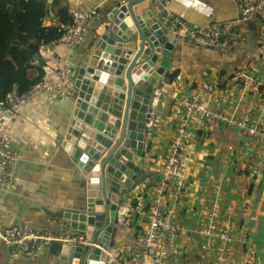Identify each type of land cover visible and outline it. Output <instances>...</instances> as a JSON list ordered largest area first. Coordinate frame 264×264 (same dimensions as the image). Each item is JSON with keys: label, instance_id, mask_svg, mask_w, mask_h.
<instances>
[{"label": "crops", "instance_id": "obj_1", "mask_svg": "<svg viewBox=\"0 0 264 264\" xmlns=\"http://www.w3.org/2000/svg\"><path fill=\"white\" fill-rule=\"evenodd\" d=\"M110 1L63 0L68 7L64 14L63 10L51 7V0H33L23 4L29 10L32 7H38L44 12L46 10L47 13H41L38 21H32V19H26L29 17L26 16L27 10L22 9L23 17L20 24L27 21L29 23L27 28H31V32L28 34L25 28L22 32L15 34L20 41L16 42L18 44L11 50L18 55L17 69L2 71L0 94L14 81L22 84L30 81L26 68V65H30L29 63L41 66L43 74L53 77H55V66L52 64L54 59L66 60L73 70L74 67L76 69L88 53L97 24L101 20L102 11L107 8L106 4ZM0 2L8 7L6 2L1 0ZM167 3L168 9L177 14L181 9L185 10L197 25L210 23V20L216 16L215 22L235 20L234 18L239 16L242 9L240 0H208L211 14L205 15L196 6L192 8L187 6V8L186 0H167ZM75 5L87 11L98 10L78 47L73 52H68L62 43H58L39 50L38 54L32 57L33 54L28 52V42L34 40L36 31L44 29L49 34L56 28L63 29L60 27L69 23L70 9ZM261 22L260 18H254L252 22V26L258 29V32ZM237 25L236 22L237 39L232 41L231 45L208 51L210 53L208 57L211 60H217L214 64L208 60L198 62L195 57L190 61L174 62L173 69L167 68L159 79L160 82L152 94V103L155 104L154 117L147 124V130L150 131L147 134L148 145L144 149L146 151L154 147L155 155L147 157L142 166L148 172V177L131 190L126 199L124 198L126 202L120 210L124 218V222L122 221L124 225L122 235L125 234L123 245L131 240L137 227L145 219L146 212L142 214V211L145 210V201H148L153 193L152 183L160 175L168 145L174 134L173 111L182 87L192 88L208 76L222 78L239 63V56L249 40L252 28ZM135 41L137 45L133 48L130 59L135 57L141 39L136 38ZM218 50L224 51V55H227L220 57ZM141 59L142 56L137 62L139 63ZM182 63L186 64L184 68ZM174 70H177V75L171 80ZM74 101V93L61 96L40 93L27 102L19 112L2 121L1 126L12 137L20 154L15 169L14 186L10 190L0 188L2 225H12L21 219L23 225L36 229L49 228L47 223L52 224L54 219L38 211L33 213L29 208L25 209V205L41 201L56 209L61 206H75L77 202L83 200L81 183L84 174L79 168L76 169L68 164L70 156L63 149L60 138L68 129L69 113ZM159 104L164 106L163 109L158 108ZM204 129L197 132V136L187 144L184 151L191 192L181 203L175 199H173L174 202L167 201L168 208L172 209V216L189 228L190 232L187 234L191 235L190 237L182 235L180 238L179 243L182 245L189 243L190 250L179 258L178 264H208L207 241L196 233L201 224V215L197 211L199 200L195 195L217 177L222 165L227 169L223 177L227 192L224 209L231 213V215L227 213L226 219V228L231 236L226 245L227 256L234 264H264V138H256V143L252 142L241 135L235 127L229 125ZM121 132L122 128L115 130L114 135L111 136L112 141L117 140ZM103 133L109 134L106 131ZM248 145L252 148H248ZM224 155H227L228 160L222 164ZM103 156L105 153L101 157ZM192 231L194 234L191 233ZM7 247L6 243L0 240V259L6 253ZM33 249H37L36 245H33ZM18 253L16 260L23 264H31L28 259L36 260L43 257L48 259L47 254H53V249L49 244L43 246L39 250V256L34 258L30 257L35 255L32 251L19 250ZM211 253H217L216 247L212 248ZM38 264L42 263L38 262Z\"/></svg>", "mask_w": 264, "mask_h": 264}, {"label": "built area", "instance_id": "obj_2", "mask_svg": "<svg viewBox=\"0 0 264 264\" xmlns=\"http://www.w3.org/2000/svg\"><path fill=\"white\" fill-rule=\"evenodd\" d=\"M240 5L244 18L262 20L255 46L247 58L239 62L226 76H208L192 88L182 87L173 111L174 134L168 145L160 175L152 183L153 193L150 199L145 201V210L142 211V214L146 212L145 219L137 227L131 240L113 255L115 264H178L179 258L190 250L189 243H179L182 235L191 236L187 234L190 232L189 228L172 216V209L168 208L167 201L174 202L175 199L181 203L191 192L184 151L198 131L229 125L252 142L256 143V138H264V0H240ZM97 13V9L87 11L77 5L73 6L70 9L71 23L68 28L59 36L41 44L40 49L62 43L68 52H73ZM161 17L168 21L171 29L177 31L180 38L203 47L224 48L237 39L235 21L192 26L185 18L168 8L162 12ZM52 64L55 66V77L43 74L41 79L28 86L14 81L10 83L9 89L0 94L2 189L10 190L14 186L15 169L20 157L12 137L1 126L2 121L19 112L37 94L61 96L76 92L71 64L63 59H54ZM248 148L252 147L248 145ZM227 160V155H224L221 163L225 164ZM226 170L222 165L217 177L195 195L199 200L197 211L201 215V224L196 233L207 241L208 264H234L226 252V245L231 237L226 228L228 212L224 209L227 192L223 177ZM120 220L124 222L121 214ZM191 233L194 234V231ZM54 239L90 248L96 243L94 238L84 233L56 231L50 227H20L16 223L2 225L0 222V240L7 246L16 248L12 251L14 256L19 255V248H26L28 243L31 244L30 251L37 254L38 248ZM33 245H36L37 249H33ZM213 247H216V254L211 253Z\"/></svg>", "mask_w": 264, "mask_h": 264}, {"label": "water", "instance_id": "obj_3", "mask_svg": "<svg viewBox=\"0 0 264 264\" xmlns=\"http://www.w3.org/2000/svg\"><path fill=\"white\" fill-rule=\"evenodd\" d=\"M143 1L148 3L139 10V3ZM167 4V0H111L106 4L107 8L102 11L88 53L79 66L76 69L74 67L75 101L69 113L68 129L60 137L63 149L70 156L68 164L79 168L84 174L81 183L83 200L75 206H61L56 209L41 201L25 205V209L29 208L33 213L38 211L54 219L52 224L47 225L56 231L64 229L66 232L84 233L96 238L100 228H85L79 225V220L89 221L93 214L101 219L102 225L105 224V231L98 239L105 247L96 246L89 251L90 247L54 239L48 243L52 246L53 254H47L48 259H28L31 264H68L70 254L78 250L84 252L82 264H106L109 256L107 248L115 241L117 223H122L120 210L126 200L120 199V194H128L148 177V172L142 166L144 149L148 145L147 124L151 121V114L144 120L131 119V125H140L138 142L131 141L127 145L136 155L123 151L121 137L112 141L111 136L118 128H122L123 132V121L119 115L124 112L125 117L129 106L133 115L141 99H144L143 106L150 113L153 112L152 94L157 82L167 68L171 70L174 62L181 61L179 58L182 59V50L185 48L186 41L161 17L162 12L168 8ZM186 4V7L196 6L205 15L211 14L208 0H186ZM178 13L188 24L197 25L185 10L181 9ZM216 18L217 16L213 17L210 22H215ZM234 19L231 21L252 28L249 40L238 59V62H241L253 50L259 32L252 26V18H244L242 9ZM136 38H140L141 43L138 44L139 49L135 57L130 59L133 48L137 45ZM217 52L219 54L220 51ZM195 55L198 60H208L212 63L217 61L208 57L210 53L204 47L197 48ZM140 56L142 59L138 63ZM145 78L148 79L145 85L141 86ZM104 131L109 133L108 136L104 135ZM104 153L105 156L101 157ZM114 154L123 157L111 159ZM126 157L129 160H125ZM130 159L132 162H129ZM108 204L111 205L110 211L105 208ZM16 224L23 226L21 219ZM13 249L16 248H6L0 264H23L16 260V256L12 254ZM40 249L38 248V253ZM19 250L28 252L31 250V244L28 243L26 248ZM38 253L30 257L39 256ZM88 256L94 259L88 261ZM101 256L103 261H99Z\"/></svg>", "mask_w": 264, "mask_h": 264}, {"label": "trees", "instance_id": "obj_4", "mask_svg": "<svg viewBox=\"0 0 264 264\" xmlns=\"http://www.w3.org/2000/svg\"><path fill=\"white\" fill-rule=\"evenodd\" d=\"M51 7L53 9L63 10V14L65 11L68 10V7L65 6V2H63V0H51ZM21 12H22V8L20 7H7L0 2V75H2V71L5 69L6 70L17 69L16 58L18 57V55H16L14 51L12 52L9 51V39L13 34L11 29L12 26L22 22L23 16ZM70 23H71V16L69 18V23H66L64 27H60L63 29L58 30L56 28L52 30L51 33L49 34L44 29H38L36 31L34 40L28 42V52L33 54L32 57H35L38 54V51L41 50L40 49L41 44L48 42L51 39L49 38L50 36L53 37L59 36L64 30L68 28ZM237 26L241 27L240 24H238ZM13 35L15 36V34ZM198 46L203 47L200 45ZM12 48L13 47H11V49ZM204 48L207 49L208 51H213L216 50L218 47L205 46ZM223 55H224V51L221 50L219 52V56L223 57ZM29 64L30 65H26V68L28 71L27 77L30 79V81L28 83H23L24 86H28L31 83L38 81L39 79H41L44 73L43 69H41V66L33 65V63H29ZM176 75H177V70L172 72L170 77L171 80ZM9 86L5 88V90L9 89Z\"/></svg>", "mask_w": 264, "mask_h": 264}, {"label": "rangeland", "instance_id": "obj_5", "mask_svg": "<svg viewBox=\"0 0 264 264\" xmlns=\"http://www.w3.org/2000/svg\"><path fill=\"white\" fill-rule=\"evenodd\" d=\"M1 1H4L7 3L8 7H20L22 8L23 10H27L26 12V16H29L28 18L26 19H32V21H38L39 20V16L41 15V13H47V11L45 10V12L43 11V9L41 10L40 8H34L32 7L30 10L26 7L23 6V4H25L26 2L28 1H33V0H1ZM148 3V1H143L141 3H139V10H141L142 7L146 6ZM4 5V4H3ZM6 6V5H5ZM33 15V16H31ZM29 23L27 21L23 22L22 24L18 23V24H15L12 26V33L13 34H16V33H19V32H22L25 28V30L30 33L31 32V28H27V25ZM11 35L10 39H9V51L12 52L11 50V47L13 46H16V42L20 41L18 40V38L16 37V35ZM15 43V44H14ZM197 48H201L199 47L198 45L194 44V43H191L189 41H186L185 43V48L182 50L183 53H182V59L179 58V60L181 61H190L191 59H193V57L197 58L195 53H196V50ZM198 62H201L203 60H198ZM214 64V63H212ZM185 63H182V67L184 68L185 67ZM175 71V70H174ZM173 72V71H172ZM160 81L157 82V84L159 83ZM154 94V92H153ZM154 110H155V104H154ZM163 105L162 104H159L158 105V108L159 109H163ZM154 110L151 114L152 118H151V121L153 120V117H154ZM150 131V130H149ZM149 133V132H148ZM147 133V134H148ZM153 133V131H152ZM148 140V139H147ZM155 155V148L154 147H151V149H147L145 151V157H144V161H146L145 159H147V157H152ZM131 192V191H130ZM130 192L128 194H121V197L120 199H124L126 196H128L130 194ZM126 199V198H125ZM124 199V200H125ZM137 205V204H136ZM123 229H124V225L123 223L121 222H118L117 223V228H116V235H115V241L112 243L111 246H109V248H107V250H109V253L110 255L107 257V260H106V264H115L116 261L113 257V255L120 250V248L123 246L124 244V233L122 235V232H123Z\"/></svg>", "mask_w": 264, "mask_h": 264}, {"label": "bare ground", "instance_id": "obj_6", "mask_svg": "<svg viewBox=\"0 0 264 264\" xmlns=\"http://www.w3.org/2000/svg\"><path fill=\"white\" fill-rule=\"evenodd\" d=\"M147 79L148 78H145V80L142 82L141 86L145 85ZM143 103H144V99H141L140 100V104L137 107V110H136V112L133 115H131V106H129V109L127 110V114H126L125 117H124V112L121 115H119V117L123 121V132H122V136H120L121 137L120 144L123 145V151L129 152L131 155H136V154H135V152L131 151V149H129L127 147V145L131 141L133 143H137L138 142V140H139L138 133H139V127H140V125L138 123H135V124L131 125L132 124L131 119H133V121H140L141 119L144 120L150 114V111L148 109H146L145 106H143ZM123 118H124V120H123ZM127 133H130V134L127 135ZM108 139H109V137H108ZM91 144H93V143H91ZM120 154L112 155L111 159L112 158H117V157H119V158L123 157V156H120ZM119 158L117 159L118 161H119ZM127 158L128 157H126L125 160H129ZM129 162H132V159H130ZM110 184L111 183H109V185ZM105 208H107L110 211L111 210V205L108 204V205L105 206ZM79 225H83L85 228H88V227L100 228L99 234L96 235V238H94L96 240V243H95V245L93 247L90 248L89 251H92V249L94 247H96V246H100V247L104 248L103 242L101 244L99 242V240H98V239H100L102 237V233L105 231V229H104L105 224L102 225L101 219L99 220L98 218H96V216H93V214H92V217L90 218L89 221L79 220ZM67 253L70 254V251L67 250ZM83 255H84V252H81L80 250H78L77 252H73L69 256V263L68 264H70V263H72V264H82ZM92 259H94V258L90 257V256L87 257L88 261H90ZM99 261H103L102 256L99 258Z\"/></svg>", "mask_w": 264, "mask_h": 264}, {"label": "flooded vegetation", "instance_id": "obj_7", "mask_svg": "<svg viewBox=\"0 0 264 264\" xmlns=\"http://www.w3.org/2000/svg\"><path fill=\"white\" fill-rule=\"evenodd\" d=\"M18 150V149H17ZM19 152V151H18Z\"/></svg>", "mask_w": 264, "mask_h": 264}]
</instances>
